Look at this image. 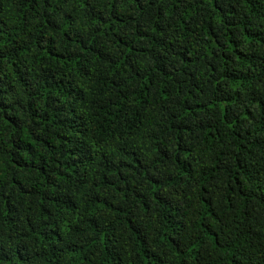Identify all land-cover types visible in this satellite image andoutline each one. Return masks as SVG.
I'll return each instance as SVG.
<instances>
[{
	"label": "trees",
	"instance_id": "1",
	"mask_svg": "<svg viewBox=\"0 0 264 264\" xmlns=\"http://www.w3.org/2000/svg\"><path fill=\"white\" fill-rule=\"evenodd\" d=\"M0 264H264V0H0Z\"/></svg>",
	"mask_w": 264,
	"mask_h": 264
}]
</instances>
